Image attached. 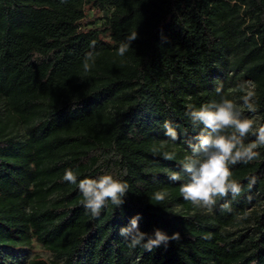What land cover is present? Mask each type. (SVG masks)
Masks as SVG:
<instances>
[{
  "label": "trees",
  "instance_id": "16d2710c",
  "mask_svg": "<svg viewBox=\"0 0 264 264\" xmlns=\"http://www.w3.org/2000/svg\"><path fill=\"white\" fill-rule=\"evenodd\" d=\"M246 82L264 123V0H0V264L34 243L54 260L18 264H264V148L233 166L244 190L227 198L231 211L225 200L194 208L179 193L202 127L187 105L235 101ZM166 120L179 140L165 135ZM66 169L126 181L125 203L92 217ZM137 214L141 231L179 239L130 249L119 229Z\"/></svg>",
  "mask_w": 264,
  "mask_h": 264
},
{
  "label": "clouds",
  "instance_id": "9594fccd",
  "mask_svg": "<svg viewBox=\"0 0 264 264\" xmlns=\"http://www.w3.org/2000/svg\"><path fill=\"white\" fill-rule=\"evenodd\" d=\"M137 39V32H132L117 50L119 56H124L130 49L131 42ZM94 46V42L93 45ZM93 58V53L88 52L84 59V68H89L88 61ZM217 94L222 93V85L215 89ZM240 102L221 95L219 101L212 100L196 107L187 105L186 115L194 126H202L199 133L191 143V152L186 155L181 163L182 172L187 174L186 182L181 183L179 193L185 201L194 208L212 212L218 200H225L220 205L223 210L231 211V201L238 198L243 187L233 178V166L248 164L260 158L258 149L264 148V123H258L255 118H249L244 113H256V93L253 86H242ZM165 135L171 142L179 140L178 126L171 121L163 123ZM255 139L246 142L249 136ZM163 158L174 160L176 153L163 152ZM169 180L179 182L184 179L181 172L170 171ZM249 190L257 182L255 175L248 177ZM63 180L78 186L82 195L81 204L92 217H98L101 210L109 203L121 207L129 192L126 181L105 173L96 178L85 177L78 179L75 171L66 169ZM167 193L157 191L153 199L162 203ZM250 198V197H249ZM140 214L133 216L128 225L119 229V235L126 239L130 249L142 247L147 252H152L162 244L167 245L171 240H178L179 233L168 236L165 232L156 229L152 235L140 230Z\"/></svg>",
  "mask_w": 264,
  "mask_h": 264
},
{
  "label": "rangeland",
  "instance_id": "374dc122",
  "mask_svg": "<svg viewBox=\"0 0 264 264\" xmlns=\"http://www.w3.org/2000/svg\"><path fill=\"white\" fill-rule=\"evenodd\" d=\"M243 86H250L248 82H246L245 84H243ZM242 87L239 89V92H236L235 95H234V98H235V101L236 102H240L239 101V97L242 95ZM245 116H248L249 118H255L258 123H259V118H258V115L256 113H248V112H245L244 113ZM248 140H251L253 139V136H249L247 138ZM40 256L44 259H48V260H54V257L52 254L48 253V252H45L43 251V249L40 247V245H38L37 243H34L32 248L30 250H23L22 251V255L19 257V261L18 262H14V260H10L7 262V264L9 263H15V264H18V263H23L24 261H27L29 260L31 257L33 256ZM59 264H62V262H60Z\"/></svg>",
  "mask_w": 264,
  "mask_h": 264
}]
</instances>
